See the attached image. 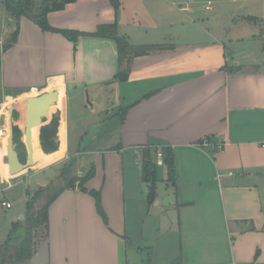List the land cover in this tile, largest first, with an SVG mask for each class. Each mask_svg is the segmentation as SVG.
Instances as JSON below:
<instances>
[{"label": "crops", "instance_id": "1", "mask_svg": "<svg viewBox=\"0 0 264 264\" xmlns=\"http://www.w3.org/2000/svg\"><path fill=\"white\" fill-rule=\"evenodd\" d=\"M47 20L87 34L115 24L132 48H150L120 61L111 39L80 36L74 48L20 18L16 42L1 54V81L8 83L7 71L22 56L47 59L53 70L30 91L57 90L61 102L58 117L42 125L58 119L54 150L18 176L49 172L56 179L58 161L72 157L85 181L52 202L46 236L30 258L13 264H264V37L257 41L264 0H119L117 8L110 0H76ZM243 29H250L245 37ZM7 57L17 58L13 69ZM124 67L126 79H115ZM71 99L78 116L70 119ZM79 122L87 125L82 152L68 141ZM204 139L209 145L198 147ZM222 141L227 145L217 151ZM164 148L172 152L171 177L155 164ZM146 150L155 174L166 169L153 200L142 181ZM59 153L52 168L42 164ZM90 190L98 192L106 222ZM25 215L24 206L16 217Z\"/></svg>", "mask_w": 264, "mask_h": 264}, {"label": "rangeland", "instance_id": "2", "mask_svg": "<svg viewBox=\"0 0 264 264\" xmlns=\"http://www.w3.org/2000/svg\"><path fill=\"white\" fill-rule=\"evenodd\" d=\"M15 29H16V21L10 18V16L5 12V10L3 9V6L0 3V58H1V54L3 52H6L8 49H10L11 46L16 42V40L14 43H12L11 41V34L14 32ZM255 30L257 31L256 28ZM242 31L244 32L243 37H245L246 31H250V29H243ZM263 37L264 35L261 32L260 38L257 41L262 42ZM262 43L259 45H263ZM244 44L245 43L240 44L239 46H244ZM15 60H17L16 57L10 60H9V57H7V63L9 64V69H13ZM52 66L48 65L47 59H42V60H39L37 58L30 59V58H26L25 56H22V58L20 59V62L16 64L13 72H11L10 75H9L10 70L7 71L6 81H8V83L6 84L2 83L1 77H0V105H1L0 149L2 152V155L0 157V172H1V178H2V183L0 185V239L2 237L5 238L6 233L8 232L7 230L10 229V231H12V225L15 224L16 225L15 232L12 234V239H11L12 246H17L21 242V240L26 236V231H28L29 229L28 216L43 204V200L35 199L33 206L30 208V210L28 211V214H26L23 219L21 218V216L16 217L17 213L20 212L24 208L25 203L28 200V198H31L33 196L34 192L38 189V185L42 184L40 182H44L45 179L50 177L52 174H50L49 172L39 173L36 176H33L30 179H27L25 181L24 180L20 181L21 177L18 176L19 174H17V175L11 176V179H9V182L4 180L3 174H6V148L5 147H6V139H7L8 131H9V125L11 124V121L9 120L10 115L8 113V110L12 107L11 103H16L18 109L15 113H14L15 111L14 109L12 111L14 114L13 120L16 117H19V119L23 121L24 110H25L27 99L21 98L22 96L20 97V95L30 93V88L33 86H35L36 88H40V86H42L45 83V78L49 74L48 73L49 70H53ZM7 91H9V94H7ZM16 99H19V100H16ZM87 100L88 99L85 97L86 103H87ZM59 105L60 103L58 104V107L60 108ZM69 106H70V119L73 118L74 116L75 117L78 116L76 115L77 113L74 112L75 106H77L76 100L71 99ZM58 114H59V111L57 109V105L50 109L49 115L58 117ZM13 123L15 126H18L20 128L17 132L13 131V138H14L13 147L19 156L21 164L26 165L27 164V148L23 140V137H24L23 125L19 121H13ZM113 123L114 122H111L108 127L110 128ZM84 127L87 128V125L80 124V122L73 124L71 126V132L69 133V136H68L69 143L71 144L72 141H74L75 146H76L75 151H78V152H82L85 150L86 137H85ZM36 135L39 136V131L37 134L36 132L34 133L33 158L35 160L37 159L39 163H41L42 154L52 151V147L51 148L48 147L46 150L42 149V147L38 143L39 138H36ZM59 156H60V153L54 157H46L47 159H45V161L42 164L51 161L50 163L52 165L47 168H52L54 164H57V162H55L57 160L55 159L58 158ZM77 161L79 162V164H77L76 160L72 159V157H70L69 159L63 158L62 161H58V163L60 162L61 163L57 164V166L60 167L61 169L62 167H66V169L68 168L67 178L69 179V178L77 177V174H78L77 172L79 170L81 171V168H80L81 162L79 161V159H77ZM40 168H42V166L39 165L38 167L33 168L32 170H29V171H37ZM43 170L44 169H42L40 172H42ZM52 171H54V169H51V173ZM165 171H166L165 167H161V168L157 167L155 179L156 178L161 179L162 176H164ZM51 179L53 180L52 184L54 185L53 187L55 188H58L64 185L63 180H61L59 177L55 179L54 174L51 176ZM2 201L9 202L12 206V209H5L1 207ZM10 220H12L11 221L12 223H10ZM31 231L32 232H30V236H32L33 238L31 240V243L33 245L38 244V242H40L42 238L45 237V233L42 227L33 229ZM8 262L9 264H11L12 261L9 259Z\"/></svg>", "mask_w": 264, "mask_h": 264}, {"label": "trees", "instance_id": "3", "mask_svg": "<svg viewBox=\"0 0 264 264\" xmlns=\"http://www.w3.org/2000/svg\"><path fill=\"white\" fill-rule=\"evenodd\" d=\"M76 0H0L1 5L5 12L10 16L11 19L16 21V29L11 34L12 43L15 42L18 32H19V20L24 17L35 25H37L42 31L59 33L69 41L73 43L75 48V43L78 37L80 36H91L96 38H106L111 39L115 42L116 50L118 54V59L121 61L122 58H132L134 56H139L145 54L150 47H135L132 48L128 42L118 36L116 31L115 24H106L100 25L96 28L93 33H81L70 30H59L52 28L48 24L47 16L49 13L57 12L63 10L68 4L74 3ZM111 5L114 8H117L119 5V0H110ZM1 69V61H0ZM128 74V67L120 69L115 77L119 81L126 79ZM19 117L14 118L13 121H18ZM18 126L14 127V132H17L20 128ZM58 127V119L53 118L50 126H41L39 131V144L42 149L46 150L48 147L54 146V136H56V130ZM163 155V164L165 165L169 177L173 175V159L171 149L164 148L161 149ZM142 161V181L148 184V199L153 200L155 198V164L152 163L149 150H146L143 153ZM68 168L63 167L59 178L63 180L64 185L58 188L53 187L52 182L46 187L38 188L31 198L25 203L26 214L33 206L35 199H42L43 204L37 208L33 213L28 216L29 229L26 231V236L21 240L17 246L11 245L12 234L15 232L16 225H12V231L8 235L7 240L0 247V264H9L8 260L10 259L12 263H18L27 260L32 255V246L31 240L33 239L30 236V232L33 229L42 227L46 236L47 230V210L52 202L64 191L67 189H74L76 186L82 188V184L85 181V178L81 179L78 177L67 178ZM89 176V175H86ZM63 178V179H62ZM90 195L94 197L96 210L103 221L106 222L105 216L100 208L99 204V194L93 190L88 191ZM171 264H181V259L177 258Z\"/></svg>", "mask_w": 264, "mask_h": 264}, {"label": "water", "instance_id": "4", "mask_svg": "<svg viewBox=\"0 0 264 264\" xmlns=\"http://www.w3.org/2000/svg\"><path fill=\"white\" fill-rule=\"evenodd\" d=\"M9 94V91H7ZM58 101V93L51 91L41 93L37 97H31L26 100L25 106V127H24V143L27 148V164L22 165L17 152L14 150L13 128L9 125L8 136L6 139V165L7 174L14 176L21 173L23 170L32 167L33 161V146H32V128L41 127L44 121L49 119V109ZM14 105L8 110L9 118H11ZM1 110V105H0ZM2 183L0 173V185Z\"/></svg>", "mask_w": 264, "mask_h": 264}, {"label": "bare ground", "instance_id": "5", "mask_svg": "<svg viewBox=\"0 0 264 264\" xmlns=\"http://www.w3.org/2000/svg\"><path fill=\"white\" fill-rule=\"evenodd\" d=\"M54 82H55V79H51L50 81H49V84H50V87H52L53 86V84H54ZM53 91H56L57 93H58V101H57V106H58V104L61 102V98H60V94H59V92L57 91V90H53ZM49 92H51V91H49ZM44 93H48V92H44ZM22 96V97H21ZM36 96V91L33 89V90H31L30 91V93H26V94H22V95H20V97L21 98H25V99H28V98H31V97H35ZM37 97V96H36ZM12 105H14V113L17 111V104L16 103H11ZM13 116H14V114H13V112H12V115H11V118L9 119L10 121H11V125H12V128H13V131H14V127H15V125H14V123H13ZM23 120H24V126H23V129H24V127H25V110H24V118H23ZM18 128V127H17ZM35 129H39V127H34V128H32V131H31V133H32V146H33V136H34V133H33V130H35ZM38 133V130L36 131V134ZM1 134V133H0ZM36 138H38V136L36 135ZM23 140H24V137H23ZM6 148V147H5ZM33 152H34V147H33ZM33 161H34V159H33ZM47 164V163H46ZM1 173V172H0ZM4 175V180H6V181H8V178H9V175L7 174V165H6V174H3Z\"/></svg>", "mask_w": 264, "mask_h": 264}, {"label": "built area", "instance_id": "6", "mask_svg": "<svg viewBox=\"0 0 264 264\" xmlns=\"http://www.w3.org/2000/svg\"><path fill=\"white\" fill-rule=\"evenodd\" d=\"M208 145H209V141L207 139H204L200 143L197 144L198 147H205ZM226 145H227V142L222 141L216 146V150L222 151ZM260 146L262 149H264V143H262ZM142 161H143V158H142ZM155 164L157 166H163L164 165L163 164V155H162V152L160 149L155 152ZM229 175H231V173H229ZM8 187H10V186H8ZM1 207L5 208V209H10L11 204L9 202L2 201Z\"/></svg>", "mask_w": 264, "mask_h": 264}, {"label": "flooded vegetation", "instance_id": "7", "mask_svg": "<svg viewBox=\"0 0 264 264\" xmlns=\"http://www.w3.org/2000/svg\"><path fill=\"white\" fill-rule=\"evenodd\" d=\"M16 100H19V99H16ZM19 103H20V102H19ZM18 121L21 122L22 125L24 124V123H23L24 120L22 121L21 119H19Z\"/></svg>", "mask_w": 264, "mask_h": 264}]
</instances>
